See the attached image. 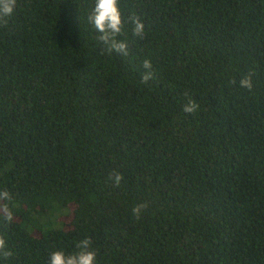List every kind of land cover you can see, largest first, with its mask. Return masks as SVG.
<instances>
[{"label": "trees", "instance_id": "trees-1", "mask_svg": "<svg viewBox=\"0 0 264 264\" xmlns=\"http://www.w3.org/2000/svg\"><path fill=\"white\" fill-rule=\"evenodd\" d=\"M93 3L18 0L0 27V264L85 238L96 264H264V0H119L127 56Z\"/></svg>", "mask_w": 264, "mask_h": 264}, {"label": "clouds", "instance_id": "clouds-1", "mask_svg": "<svg viewBox=\"0 0 264 264\" xmlns=\"http://www.w3.org/2000/svg\"><path fill=\"white\" fill-rule=\"evenodd\" d=\"M18 5V0H0V27L6 26L8 20L14 15ZM88 23L92 26L98 36L96 39L106 45V52L111 55L113 52L119 55L127 56L128 42L121 40L119 37L126 30V22L123 18L119 7V0H94L91 11L87 16ZM132 36H145V24L139 16L131 17ZM144 72L141 76V83L147 85L149 81L156 78L155 71L151 60L145 59L142 62ZM252 77L245 75L240 80V87L251 89ZM187 95V94H186ZM200 105L196 99L189 98L188 102L183 106V112L186 114H194L198 111ZM110 179L113 180L114 186L119 187L123 176L121 173L114 172ZM12 196L7 190H0V219L7 223H11L14 219L13 212L8 203ZM146 207L144 204L135 206L132 209V214L139 219L142 210ZM92 241L90 238L81 240L76 247L79 251L65 254L63 251H54L50 254L48 264H96V252L91 250ZM12 256L6 240L0 234V257L5 259Z\"/></svg>", "mask_w": 264, "mask_h": 264}]
</instances>
